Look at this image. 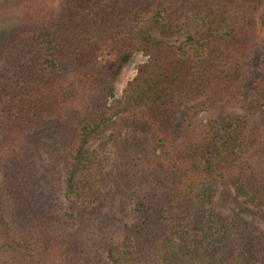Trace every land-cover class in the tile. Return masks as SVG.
Wrapping results in <instances>:
<instances>
[{"label":"trees","instance_id":"trees-1","mask_svg":"<svg viewBox=\"0 0 264 264\" xmlns=\"http://www.w3.org/2000/svg\"><path fill=\"white\" fill-rule=\"evenodd\" d=\"M0 264H264V0H0Z\"/></svg>","mask_w":264,"mask_h":264},{"label":"rangeland","instance_id":"rangeland-1","mask_svg":"<svg viewBox=\"0 0 264 264\" xmlns=\"http://www.w3.org/2000/svg\"><path fill=\"white\" fill-rule=\"evenodd\" d=\"M146 61H147V57H145L142 53L138 52V53L134 54L130 63L125 67V69L123 70L119 79L115 83V99L116 100H119V98L121 97L122 91H123L124 87L126 86V84L136 76L138 66L140 64L145 63ZM104 138H105V136L101 137V139H104ZM99 142H100L99 139H95L92 142H90L89 147L95 148L99 144ZM5 200H7V198ZM2 203H3V201H2ZM3 206L6 208L9 207L7 202H5V205L3 203ZM215 206L219 210H223L226 208V206H224L220 202H217Z\"/></svg>","mask_w":264,"mask_h":264}]
</instances>
